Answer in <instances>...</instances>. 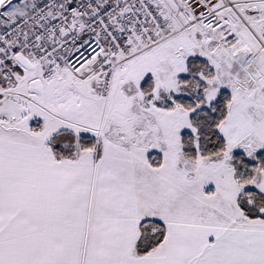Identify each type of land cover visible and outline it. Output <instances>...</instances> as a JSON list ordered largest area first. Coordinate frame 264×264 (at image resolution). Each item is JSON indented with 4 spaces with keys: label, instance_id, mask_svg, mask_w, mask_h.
<instances>
[{
    "label": "snow or ice",
    "instance_id": "6c2138e0",
    "mask_svg": "<svg viewBox=\"0 0 264 264\" xmlns=\"http://www.w3.org/2000/svg\"><path fill=\"white\" fill-rule=\"evenodd\" d=\"M0 264H264V0H0Z\"/></svg>",
    "mask_w": 264,
    "mask_h": 264
}]
</instances>
